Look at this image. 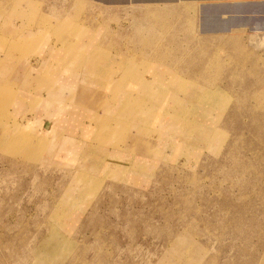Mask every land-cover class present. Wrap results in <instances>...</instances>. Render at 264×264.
I'll return each instance as SVG.
<instances>
[{
	"label": "rangeland",
	"instance_id": "obj_1",
	"mask_svg": "<svg viewBox=\"0 0 264 264\" xmlns=\"http://www.w3.org/2000/svg\"><path fill=\"white\" fill-rule=\"evenodd\" d=\"M24 2L30 5L0 0V83L25 87L19 80L31 69L40 75L29 85L34 101L39 87L61 86L64 64L55 46L46 59L31 62L26 47L7 43L6 35L23 30L16 22L28 19ZM119 18L112 22L117 26L78 29V43L64 48L80 59L88 53L83 72H104L98 80L114 87L106 115L97 124L95 114L96 124L88 125L94 143L100 132L122 135L119 128L130 129L122 142L143 147L139 169L125 164L133 156L105 166L98 150L79 148L82 138L63 162L56 161L53 142L43 150L33 141V129L3 125L0 118L7 142L0 146V264H264V101L253 91L259 87H175L173 79L182 76H168L166 60L141 58L166 56V29H160L165 35L159 43H141L138 12ZM182 50L176 44V53ZM84 79L79 78L82 87H93L96 77ZM172 93L197 100L200 95L214 106L218 101L213 121L221 128L203 146L169 148L162 156L159 133L172 127L156 126ZM110 120L116 121L111 128ZM75 127L81 125L71 124V131ZM156 144L161 146L154 158L145 149Z\"/></svg>",
	"mask_w": 264,
	"mask_h": 264
},
{
	"label": "crops",
	"instance_id": "obj_2",
	"mask_svg": "<svg viewBox=\"0 0 264 264\" xmlns=\"http://www.w3.org/2000/svg\"><path fill=\"white\" fill-rule=\"evenodd\" d=\"M26 4L24 2L22 10L25 17L26 13L29 14L28 19L16 22V26L23 27V30L15 36L6 35L7 43L26 47L25 57L31 62L46 59L49 55L48 48L55 46L58 49L55 52L60 55L56 53L55 57L60 58L64 64L65 73L60 74V87H55L54 90L39 87V99L34 101L31 98L34 87L29 85L31 77L36 82V77L40 76L37 72L36 75L30 72L31 69L28 73L25 72L22 80H19L25 87H9L0 83L1 124L8 123L21 128L27 125L28 128L24 129H33V141L41 149L45 142H53L52 157L56 161L63 162L74 141L82 138L83 144L79 148L92 152L98 150L96 152L103 156L101 158L105 166H111V160L124 162L128 156H133L125 164L133 169L138 168L137 154L138 151H143V147L138 149V142L129 147L128 143L122 142L130 129L122 131L123 128H119L118 133L122 135L100 132L96 136V144L94 143L95 133L89 130L88 125L96 124L95 114L98 115L97 124L106 115L104 108L108 107L106 103L114 87H110L111 84L107 81L105 86L104 81L98 80L104 72L96 74L91 69L83 72L86 69V64L83 63L90 57L88 53L86 58L80 59L78 53L67 49H72L73 44L78 43L75 41V35L80 33L78 29L117 26L112 22L120 19L119 16L123 18V14L130 10L138 12L139 42L159 43L160 38L166 34V56L150 57L144 54L141 58L166 60L167 75L182 76V81L173 79L172 85L179 87L182 83L184 87H259L253 88V91L259 92L260 101H264V0H29L30 5L27 7ZM160 29H166V33L163 34L164 30ZM69 44L70 47L64 48ZM176 44L182 45L183 50L176 53ZM81 60L83 61L80 62ZM181 60L182 65L176 63ZM39 69L38 67L37 71ZM187 69L191 75L189 78L184 76L188 74ZM90 76L96 77L93 82L96 87L93 84V87H82L79 78L85 81L84 77L90 79ZM193 76L197 78L194 79ZM225 76L227 77L223 82ZM75 77H79L77 81H73ZM20 88L21 92L18 90ZM188 97L172 93L167 106L164 105L165 111L156 128L165 126L170 129L171 126L172 130H162L159 133L161 141L164 139L162 156L169 148L174 152L179 147L194 149L203 146L221 128V125H215L216 122L213 121L219 114L216 111V104H220L218 101H214V106L205 103L200 95L198 100L191 95ZM102 100L105 102L100 104ZM107 115L111 117V113ZM173 119L176 122L180 120L174 127L171 124ZM67 120H70L69 125L66 124ZM111 121L114 120H110L108 127L111 126ZM71 124H80L81 128L75 127L71 131ZM175 128L182 132L178 134L173 131ZM3 140L0 134L2 147L7 143L2 142ZM98 140H101V144H98ZM179 140L184 141L182 145L177 143ZM77 146L78 143L74 148ZM156 146L145 149L154 158L157 157L156 152L161 144Z\"/></svg>",
	"mask_w": 264,
	"mask_h": 264
},
{
	"label": "bare ground",
	"instance_id": "obj_3",
	"mask_svg": "<svg viewBox=\"0 0 264 264\" xmlns=\"http://www.w3.org/2000/svg\"><path fill=\"white\" fill-rule=\"evenodd\" d=\"M241 200V199H240ZM221 216V215H220ZM222 217V216H221ZM237 235V234H236Z\"/></svg>",
	"mask_w": 264,
	"mask_h": 264
}]
</instances>
